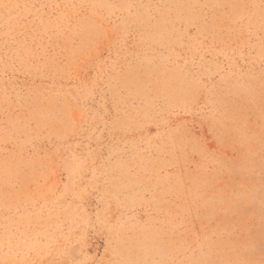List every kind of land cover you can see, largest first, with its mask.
<instances>
[{
	"label": "rangeland",
	"instance_id": "374dc122",
	"mask_svg": "<svg viewBox=\"0 0 264 264\" xmlns=\"http://www.w3.org/2000/svg\"><path fill=\"white\" fill-rule=\"evenodd\" d=\"M0 264H264V0H0Z\"/></svg>",
	"mask_w": 264,
	"mask_h": 264
}]
</instances>
